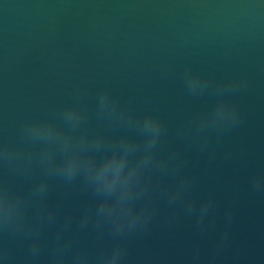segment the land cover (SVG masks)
<instances>
[{
	"label": "water",
	"instance_id": "95a60500",
	"mask_svg": "<svg viewBox=\"0 0 264 264\" xmlns=\"http://www.w3.org/2000/svg\"><path fill=\"white\" fill-rule=\"evenodd\" d=\"M187 69L217 83L248 82L232 96L242 123L214 160H194L189 169L202 172L200 199L215 197V226L201 237L193 217L169 222L162 205L150 232L131 242L130 264H190L197 249L208 264L228 211L219 264H264V193L249 186L264 173V0H0V134L8 139L23 119L50 114L83 87L90 102L105 87L134 97L138 110L175 127L214 103L186 94ZM86 202L73 191L65 211ZM13 250L18 258L25 252Z\"/></svg>",
	"mask_w": 264,
	"mask_h": 264
},
{
	"label": "clouds",
	"instance_id": "9594fccd",
	"mask_svg": "<svg viewBox=\"0 0 264 264\" xmlns=\"http://www.w3.org/2000/svg\"><path fill=\"white\" fill-rule=\"evenodd\" d=\"M183 82L187 95L214 103L175 127L159 113L138 110L134 97L105 87L90 102L83 87L50 114L23 119L15 139L0 134V262L130 264L131 242L150 232L162 205L169 222L193 217L206 236L215 226L216 200L200 199L202 172L189 169L194 160H214L216 147L242 123L232 96L248 82L217 83L191 69ZM57 186L62 190L52 203ZM249 186L264 193V173ZM73 191L87 202L68 212L64 203ZM232 220L228 211L208 264H219ZM13 245L25 249L22 257ZM190 264H201L199 249Z\"/></svg>",
	"mask_w": 264,
	"mask_h": 264
}]
</instances>
